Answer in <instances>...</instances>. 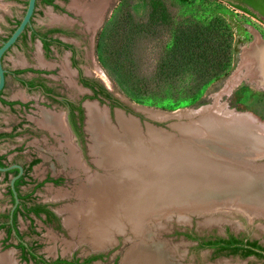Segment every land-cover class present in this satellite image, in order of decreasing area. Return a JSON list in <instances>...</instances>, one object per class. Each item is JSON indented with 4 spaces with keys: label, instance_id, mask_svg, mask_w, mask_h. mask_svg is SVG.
I'll use <instances>...</instances> for the list:
<instances>
[{
    "label": "rangeland",
    "instance_id": "374dc122",
    "mask_svg": "<svg viewBox=\"0 0 264 264\" xmlns=\"http://www.w3.org/2000/svg\"><path fill=\"white\" fill-rule=\"evenodd\" d=\"M75 1L77 6L80 3L82 6L93 0L58 1L62 5L60 9L70 18L66 21L72 23L71 27L70 24L63 25L80 34L79 37L67 39L77 48L81 74L103 86L122 107L96 99H87L83 106L87 102L97 101L100 107L107 108L112 124H115L116 112L132 120L136 118L134 122L142 127L141 131L145 134V124L148 122L156 128H166L173 134L171 139L167 137L165 145L171 151L179 150L177 145L180 139L183 140L181 136L198 139L199 136L196 137L193 131H172L164 126L165 123L151 122L143 111L167 115L177 112L193 114L194 111L203 112L205 108L204 115L207 116V111L221 106L237 117L241 113H248L264 123V65L260 64L262 61L257 62L258 59L251 63L248 55L255 54V44L260 43L264 48V17H253L222 0H106L96 28L87 27L88 30H84L77 25L81 21L75 17ZM26 2L0 0V42L10 35L15 23L22 17ZM38 16L36 20L50 24V18ZM31 52L33 50H29ZM64 53L59 51L56 56L51 55L48 61L52 65L40 68L48 69L46 78H43L46 86L77 101L81 91L74 81L75 71L68 67ZM201 53L204 54L203 58L200 57ZM204 57H208V60L215 57L217 61L226 62V66L218 71L214 68V61H205ZM263 58L264 50L259 59ZM246 62H249L248 69L241 67ZM167 63L175 64L178 69L168 68ZM28 77L25 75L26 79ZM227 82L233 85L225 93ZM26 97L30 99L29 105L20 112L21 115L10 111V114L6 111L2 114L3 117H11L9 125L16 123L14 127L21 130L12 138L0 140V157L9 166L19 165L23 168L22 181L17 190L22 199L19 203L25 207L46 205L52 215L25 214L21 206L14 226L17 236L12 230L9 235V214L13 202L8 193V183L14 175L11 173L4 178V174H0V223L5 226L0 229V254L10 252L15 264H35L32 255L42 258L47 264L56 260L82 264H125L128 256L136 254L145 257L135 249L140 244L142 231L136 234L132 232L131 224L126 220L122 221L123 230L114 232L112 244L103 249L93 248L79 234H72L65 225L68 208L73 209L80 203L77 190L86 184V175L102 172L90 152L86 112L84 110L81 119L74 115L70 125L65 110L59 105L49 103L36 91L27 93ZM46 111L62 117L68 139L62 133L40 124L41 114ZM190 122L183 118L178 126L190 124L189 127L198 130L205 127ZM20 124L24 126L19 127ZM4 128L0 131L3 132ZM146 136L148 138V134ZM158 138L163 139V136L159 135ZM69 139L73 144L69 145L74 146L72 149L76 155L79 154L82 171L67 162L70 146L66 140ZM202 145L205 147L206 144ZM188 155L196 163L223 170L221 164L210 165L196 155ZM180 173L179 181L174 178L176 173L167 174L166 179L162 180L165 183L162 191H155V186L150 190L153 192L152 198L157 199L158 209L156 216L146 219L150 222L143 237H146L144 246L148 251H159L168 264H264V258L214 254L210 249L199 247V243L207 239L230 235L264 244V218L246 217L238 209L240 205L236 202V195H221L228 190H236L235 179H231L232 186L227 190L212 188L213 184L205 183H194L181 189L184 180L193 179V172L192 169H184ZM237 173H233V177L237 178ZM193 188L210 190L208 192L216 193L218 197L208 198L210 193L207 192L209 195L206 196L202 192L198 201H190L187 197H190L188 194ZM22 243L26 251L19 247Z\"/></svg>",
    "mask_w": 264,
    "mask_h": 264
},
{
    "label": "bare ground",
    "instance_id": "6f19581e",
    "mask_svg": "<svg viewBox=\"0 0 264 264\" xmlns=\"http://www.w3.org/2000/svg\"><path fill=\"white\" fill-rule=\"evenodd\" d=\"M106 2V0H93L92 3L87 4L84 2V5L81 6L80 3L77 6L75 1L74 6L76 7V11L82 15L86 26L94 29L102 18L99 15L103 11ZM263 50L264 48L260 43L255 44V54H248L251 63H254L258 59L257 62L262 61L260 64L264 65V58L259 59L263 54ZM243 66L247 67V69L248 67L250 68L249 62L243 63L241 67L243 68ZM232 83L235 85L234 81ZM230 85L231 83L225 86L224 92L232 88L233 84L231 88ZM85 109L86 130L91 140L90 152L94 157L93 160L102 169V172L101 174L86 175V184L77 190L79 199H81L80 203L73 209L68 208V215L64 222L70 228L72 234H79L80 238L91 244L93 248L103 249L107 245L109 246L113 240V234L123 230L124 225L122 221L126 220L131 224L132 232L136 234L138 231H142L143 235L142 237L140 236V244L134 247L136 251L143 253L141 255L145 257H139L136 254L128 256L124 261L125 264H136L135 262L138 264L140 260H143L140 264H168L159 251H148L147 247L144 246L146 237L143 236L147 234V225L150 222L149 220L146 221V219L148 216H156L155 212L158 209L157 199L152 198L154 196H151L153 192L150 190L155 186L157 188L155 191H162L163 184H165L162 180H165L167 174L171 172L176 173L174 174V178H177V181H179V178H181L180 172H183L184 169H192L193 179L191 181L184 180V186H178V190L179 187L184 189L186 185L188 187L194 185V183L213 184L214 187L212 188L227 190L226 188L232 186L230 184L232 182L231 179H235L236 182L238 181V184H241L246 179L245 174L250 175L249 185L256 183L255 186L248 185V189L250 190L243 191L239 196L235 194L236 192H230L229 190L221 195H229V193L236 195V202L240 204V208L238 209L242 211L241 213L247 215L246 217L252 218L253 216H257L264 218V189L259 185L262 180L264 181V165L257 166L251 160L252 157L262 156V152H264V123L258 122L252 114L250 115L245 112L246 114L242 115L241 113L240 116L245 118L243 119L240 116L237 117L236 114L230 113V111L222 109L221 106H215L212 110L207 111V116H205L206 114L204 115L205 108H203V112H197V114L202 113L195 117L197 119L192 117V113L184 112L186 113V117H190L189 121H191V124L198 125V127L204 125L205 127L201 126L203 129L198 130V128L189 127L191 126L190 124L186 126H178L177 124L176 131H193L196 134L193 135L199 136L201 144L191 145L189 142L185 143L180 139L177 145L179 146V150L175 149L171 151L167 146L165 148L167 137L162 135L160 130L146 128L147 138L146 134L141 131L143 130L142 127H138V124L134 122L136 118L132 120L129 119L130 117L127 118L120 112H116L115 124H112L109 121L105 106L100 107L96 102H87ZM143 112L152 119H162L165 116L163 113H156L157 111ZM194 113L196 112L194 111ZM179 114L177 112L175 115ZM41 115L40 124H43L51 131L62 133L67 139L69 138L67 137L68 132L65 122L60 115L50 114L47 111ZM157 135L163 136V139L158 138ZM203 136L213 143L207 146V143L202 140ZM70 140H66V142L68 141V145L71 144ZM152 141H154V145L151 144ZM202 144H206L204 145L205 147ZM71 145H69L70 154L67 162L72 167L81 168L82 171L83 166L80 161L81 159L78 157L79 154H75V150L73 151L72 149L74 146ZM157 146L164 147L165 150L157 148ZM191 148L195 151L191 152ZM224 152L230 154L232 157L225 158V163L222 162L225 166H223V170L219 171L194 162L188 155H199L203 157L201 159H204L203 155L206 154L214 156L216 161H220V156L227 157L222 155ZM235 166H238L237 169L240 170L242 168H239V166L246 169L237 178L233 177V173H236L234 172L236 170ZM241 171L244 170L242 169ZM195 172L197 173L195 174ZM143 184L144 186H142ZM208 191L210 190L193 188L191 193L188 194L190 197L187 198L190 201L196 202L202 192H205L206 196L210 193L208 198L218 197L216 193L213 194ZM83 199H85V202H82ZM0 264H15L12 254L10 252L0 254Z\"/></svg>",
    "mask_w": 264,
    "mask_h": 264
},
{
    "label": "flooded vegetation",
    "instance_id": "af4514ba",
    "mask_svg": "<svg viewBox=\"0 0 264 264\" xmlns=\"http://www.w3.org/2000/svg\"><path fill=\"white\" fill-rule=\"evenodd\" d=\"M56 1L57 0H52L51 4H54V2H56ZM57 9L60 10V11L65 12L64 10L60 9V7H58V6H57ZM19 21H17L15 23V25H14L15 27L19 23ZM26 31H30L32 37L36 38V39H38L40 41L42 52H43V54H44V56L46 58L51 56V55L53 56L54 53H58L59 51H63V52L68 53V57L66 59L68 67L70 69H74V71H75L74 72V74H75L74 75L75 76V80L74 81H75L76 85L79 86L81 92L79 93L80 96L77 98V101H75L74 99L63 95L61 92H58V91L54 90L53 88L46 86L44 79L47 76L48 69H46V68H38V67H36V68L35 67H31L28 70H24V72H30L32 74V76L30 78H27V79H21L20 78L21 85L24 88H26L27 91H29V92H35L36 91V92L39 93V95L42 98L48 100L49 103L52 102V103H55V104L59 105L60 107H62L65 110V112H66L65 113L66 120L69 121L70 125H71V119L74 117V115L77 116L78 119L79 118L81 119L83 117L84 110L86 112V109L83 106V103L87 99H96V100H99L100 102H102L104 100H107L110 103H113V105H115V106L122 107L121 104L118 103V101L113 99V97L109 94V92L103 86L98 84L96 81H93V79H90L88 76H83L81 74V69L79 67V63L81 61H80V58L78 57L77 48H76V46H75V44L73 42H71V41H69V39H67L68 37H79L80 34L77 33L76 31H74V29H70L67 26H56V27H52V28H48V29L42 30V29H36L34 27H31V25H30V26H28L25 29V31L21 34V36L18 38V40L19 39H21L22 41L24 40L23 36H24V33ZM61 37L66 39V40L63 41L61 39ZM6 39H4V40H6ZM4 55H3V57H4ZM2 60H3V58H2ZM2 66H3V64H2ZM5 75H6V71H5ZM28 105L29 104H25V106H28ZM22 125L23 124H20L19 127H22ZM20 130H21V128L18 129L17 133H19ZM0 161L2 163L1 167H9V164H7L4 161H2L1 157H0ZM22 172H23V168H22ZM11 173L15 176V175L18 174V170L17 169H11V170L6 171V172H0V174H4V178L7 177ZM20 178H22V176H20ZM8 188H9V185H8ZM19 197L20 196L18 194V198ZM19 200L21 201L22 199H19ZM22 205L23 204L19 203L17 205V207L20 209ZM44 206L47 209V206L46 205H44ZM41 214L48 215L46 213H41ZM16 216H17V214H16ZM48 216H50V215H48ZM12 223H13V215H12ZM1 224H4V223H0V225ZM10 228H11V225H10ZM239 239H241L243 242L251 241V240H249L247 238H239ZM260 245L262 247H264V244L263 245L260 244ZM26 250L27 249H25V251ZM210 250L214 254H217V250L216 249H210ZM221 254H224V255H227V256H241V257H243L240 253L239 254H235V255H230V254L224 252V253H221ZM251 256H255V255H251ZM247 257H250V256H246V258Z\"/></svg>",
    "mask_w": 264,
    "mask_h": 264
},
{
    "label": "crops",
    "instance_id": "0c3cea01",
    "mask_svg": "<svg viewBox=\"0 0 264 264\" xmlns=\"http://www.w3.org/2000/svg\"><path fill=\"white\" fill-rule=\"evenodd\" d=\"M49 1L50 0H36L35 10L30 24L31 27L42 30L56 26H64L63 24H66L67 26L70 24L69 27H71V21H66V19H70L66 13H63L62 11H56L58 10L57 6L60 8L62 7V5L58 2L59 0L54 2V4H51ZM40 15L50 18V24L43 23L42 20H36L37 16L41 17ZM75 15V17H79L81 21V23H77V25H80L82 28H84V30H88L82 15L78 12ZM23 38V41L19 39L16 44L10 48L2 60L6 75L4 88L0 93V129H2V127L5 128L3 129V132H1L2 130L0 131V140L12 138L15 136V134H19L17 133L19 128L14 127L16 126V123L9 125L11 117H3L2 114L4 111L10 114V111L12 113L21 115L20 112L25 110V104H28V101H30L26 95L27 93L31 92L27 91L26 88L21 85L20 78L26 79L25 75H28V78H30L32 74L30 72H24V70H28L29 68L35 66L40 68L41 66L52 65L48 61L50 56L47 58L44 56L40 41L36 38H33L30 31H26ZM61 39L63 41L66 40L62 37ZM29 50H33V52L30 54ZM56 54L57 53H54L53 56H56ZM64 54L65 59H67L68 53L65 52ZM20 121H22V119ZM23 126L24 125H22V127Z\"/></svg>",
    "mask_w": 264,
    "mask_h": 264
},
{
    "label": "water",
    "instance_id": "95a60500",
    "mask_svg": "<svg viewBox=\"0 0 264 264\" xmlns=\"http://www.w3.org/2000/svg\"><path fill=\"white\" fill-rule=\"evenodd\" d=\"M35 5H36V0H27L24 13H23L22 17L20 18L19 23L16 25V27L11 32V34L9 35V37L6 40H3V41L0 42V92L3 90L4 83H5V70H4L3 66H2V58H3V55L16 43V41L21 36V34L25 31V29L28 26H30L31 19H32L34 10H35ZM96 103L99 104L97 101H96ZM197 115H199V114L193 113L192 117L195 118V117H197ZM85 117H86V113H85ZM145 117L147 118V120H149L151 122L165 123L164 126L167 127L168 129L172 130V131H176V126L181 121V119H183V118L189 119L190 118V117L189 118L186 117L185 114H183V115H180V114L179 115H175V114L167 115V114H165V116L162 119H152V118L148 117L146 115V113H145ZM243 119H245V118L243 117ZM173 120H176L177 122H174ZM171 121H173V122H171ZM85 124H86V122H85ZM145 125H146V128L149 127L151 129L153 128V129H156V130H160L162 132V135H165L168 138L169 137L171 138V136L173 135L166 128H156L152 124H150V122L146 123ZM182 137H183V140H181L182 142H185V143L186 142H189L191 145H195L197 143H201L200 139L195 138L194 136H191V137H188V138H186L185 136H182ZM202 140L205 143H207V144H210V143L212 144L213 143V142H210L209 139H207L205 137ZM183 145H185V144L183 143ZM192 150H191V152H194L195 151L194 149H192ZM222 155L227 156V157L220 156V161H216L215 158H214V156L212 157L211 155L204 154L203 156L205 158L203 159V161H205L204 163H208L210 165H213L212 163L215 164L216 162H218L219 164L223 165L222 162L225 163L224 162V161H226L225 158H229L231 155L230 154H227L225 152L222 153ZM197 157L199 159L203 158V157H201L199 155ZM251 160L257 166L264 165V164H262V163H264V152H262V156H260V157H252ZM213 161H216V162H213ZM223 166H225V165H223ZM240 167L244 171H241L242 169L241 170L240 169H237L238 166H235V169L236 170H234V171L238 172L237 173L238 174L237 177L240 176L241 174H243L242 172H245L246 171V169L244 167L239 166V168ZM11 169H17L18 170V174L15 175V176H13V177H11L10 180H9V183H8L9 184V189L11 191V195H12V198H13V206H12L11 211H10V214H9V224L10 225H12V215H13V212L16 209L17 205L19 204L18 192H17V190L15 188V181L20 178V176L22 174V167L19 166V165H14V166H9V167H1L0 166V172H6V171H9ZM245 175H246V179H245L244 183H243V181L241 182V184L235 183L236 185L234 186V188H236V190L234 192H236L235 194H237L238 196L243 191L250 190V189H248L249 186H255V184H256L255 183L253 185H249L250 175H248V174H245ZM259 185H261L263 187V189H264V181L263 180L260 182ZM238 205H240V204H238ZM11 230H12V233L15 236H17V233L15 232V229L13 227L11 228ZM22 245L25 246L23 243H22Z\"/></svg>",
    "mask_w": 264,
    "mask_h": 264
},
{
    "label": "trees",
    "instance_id": "16d2710c",
    "mask_svg": "<svg viewBox=\"0 0 264 264\" xmlns=\"http://www.w3.org/2000/svg\"><path fill=\"white\" fill-rule=\"evenodd\" d=\"M52 0H50L49 2L51 3ZM224 2H226L228 5L241 10L253 17H264V0H222ZM180 52V51H179ZM178 52V53H179ZM173 54V53H172ZM198 55V53H196ZM204 54L201 53L200 57L203 58ZM224 57V56H223ZM205 61H214V68L218 71H222L225 66H226V62L222 61V60H216L215 57H212V59L208 60V57H204ZM166 66L170 69L176 70L178 69V67L175 64H166ZM204 71V70H202ZM196 84V82H195ZM0 166H2V163L0 161ZM7 174V173H6ZM22 181V178H19L17 181H15V188L16 190H18V187L20 185ZM8 193L12 199V195H11V191L8 188ZM19 199H21L19 197ZM22 208L24 210L25 214H35V215H39L41 213H46L48 215H52L46 208L44 205H34L31 207H25V205H22ZM19 208L17 207L13 213V223L11 225V228H14V223L16 220V214L17 212H19ZM4 226V224L0 225V229H2ZM11 228L9 226L8 229V234L10 235L11 233ZM198 240V239H197ZM19 247L25 251L26 247L23 246L22 244L19 245ZM199 247L202 249H216L217 250V254H221V253H228L230 255H235V254H241L243 257L246 256H251V255H255L257 257L260 258H264V247H262L258 241H246L243 242L241 239L234 237L232 235L228 236L227 238H213V239H207L205 241H202L201 243H199ZM30 254V253H28ZM33 260L35 261V264H47L42 258L40 257H35L32 255ZM60 263H66V264H82V263H76V262H64L61 260H56L50 264H60Z\"/></svg>",
    "mask_w": 264,
    "mask_h": 264
}]
</instances>
